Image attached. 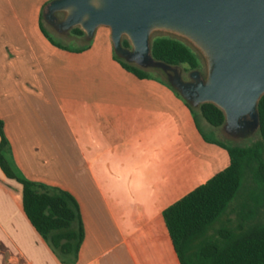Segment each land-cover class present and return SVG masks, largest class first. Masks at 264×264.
I'll return each instance as SVG.
<instances>
[{"label": "crops", "instance_id": "crops-1", "mask_svg": "<svg viewBox=\"0 0 264 264\" xmlns=\"http://www.w3.org/2000/svg\"><path fill=\"white\" fill-rule=\"evenodd\" d=\"M50 1L0 0V120L15 169L70 193L84 237L75 262L59 260L0 170V264H179L162 212L229 155L170 85L123 68L108 27L81 51L53 45Z\"/></svg>", "mask_w": 264, "mask_h": 264}, {"label": "trees", "instance_id": "trees-1", "mask_svg": "<svg viewBox=\"0 0 264 264\" xmlns=\"http://www.w3.org/2000/svg\"><path fill=\"white\" fill-rule=\"evenodd\" d=\"M42 14L41 30L53 45L71 51H81L90 45V41H84L74 48L63 43L44 27ZM62 16L63 13L58 14L59 18ZM69 34L85 40L78 27L66 35ZM122 46L129 48L126 39ZM113 56L139 78L159 77L151 72L158 68L143 69ZM151 56L175 67H201L196 53L170 36L152 38ZM186 104L197 126L199 118L213 128L223 126L224 115L215 105L203 103L195 108ZM257 111L258 139L249 145H230L201 131L206 141L226 149L229 165L163 210V221L179 264H264V94L257 103ZM0 170L7 179L20 185L23 211L53 253L62 262H75L84 237L76 199L60 188L28 180L15 169L1 120Z\"/></svg>", "mask_w": 264, "mask_h": 264}, {"label": "water", "instance_id": "water-1", "mask_svg": "<svg viewBox=\"0 0 264 264\" xmlns=\"http://www.w3.org/2000/svg\"><path fill=\"white\" fill-rule=\"evenodd\" d=\"M59 13H63L61 18ZM60 35L78 27L91 41L106 26L114 54L140 68H158L191 106L211 103L231 135L258 128L257 103L264 94V0H51L42 14ZM187 41L203 57L204 78L189 81L179 69L151 56L154 32ZM123 39L129 48L122 46Z\"/></svg>", "mask_w": 264, "mask_h": 264}, {"label": "rangeland", "instance_id": "rangeland-1", "mask_svg": "<svg viewBox=\"0 0 264 264\" xmlns=\"http://www.w3.org/2000/svg\"><path fill=\"white\" fill-rule=\"evenodd\" d=\"M42 23L44 25V27L50 32L52 33L56 38L61 39V41L65 44H68L70 46H74V45H81L84 43L83 39L80 40H75L72 36L69 35H56L51 29V27L46 23V21L43 19ZM156 36H170V37H174L177 38L179 40H181L183 43H185L187 46H189L198 56V58L200 59L201 62V67L200 70L202 71V73L205 75L206 72V66H205V61L203 59V57L201 56V54L191 46V44H189L187 41L176 37L174 35H171L169 33H165V32H154L152 34V38L156 37ZM178 69H183V76H186V71L184 69H186L187 67L185 65L182 66H177ZM153 72L156 76H159L160 78L164 79L167 81V76L166 74L161 70H155V71H151ZM197 108V107H195ZM199 124L201 126V130L203 132V134L209 138H216L219 139L227 144L230 145H241V146H245V145H249L252 142L256 141L258 139V128L255 127L253 130H251L249 133L247 134H240V135H231L229 133H227L222 127L221 128H213L211 126H209L202 118H199Z\"/></svg>", "mask_w": 264, "mask_h": 264}, {"label": "flooded vegetation", "instance_id": "flooded-vegetation-1", "mask_svg": "<svg viewBox=\"0 0 264 264\" xmlns=\"http://www.w3.org/2000/svg\"><path fill=\"white\" fill-rule=\"evenodd\" d=\"M61 18V17H60ZM186 72V76H183V69H179V73H180V75H181V78H182V80H184V81H189L190 80V77H189V75H190V73L193 71V70H198L199 72H200V74L199 75H196L195 77V79H196V81H200V80H202L203 78H204V74L202 73V71L200 70V69H184ZM166 74V73H165Z\"/></svg>", "mask_w": 264, "mask_h": 264}]
</instances>
